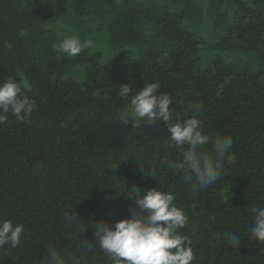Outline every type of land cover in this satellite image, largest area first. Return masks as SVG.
<instances>
[{"label":"trees","instance_id":"16d2710c","mask_svg":"<svg viewBox=\"0 0 264 264\" xmlns=\"http://www.w3.org/2000/svg\"><path fill=\"white\" fill-rule=\"evenodd\" d=\"M73 34L93 47L58 54ZM8 77L36 108L30 122L9 113L0 124V219L25 227L0 264H46L50 245L111 264L80 241L95 242L94 223L130 215L133 187L174 189L193 264H264V243L249 236L250 209L264 206V0H0V82ZM149 82L173 97L174 120L197 116L210 137L232 138L216 184L193 192L167 167L178 153L164 122H118L130 106L119 86ZM74 212L81 220L69 224Z\"/></svg>","mask_w":264,"mask_h":264},{"label":"clouds","instance_id":"9594fccd","mask_svg":"<svg viewBox=\"0 0 264 264\" xmlns=\"http://www.w3.org/2000/svg\"><path fill=\"white\" fill-rule=\"evenodd\" d=\"M92 47L91 39L82 40L78 34L65 37L54 45L58 54L72 58ZM160 90L159 82H149L136 92L130 83L120 85L116 95L122 100L130 98V106L119 111L118 122L133 127L141 121L152 126L158 121L164 122L169 133V147L178 153L176 159L168 160L167 167L193 192L216 184L225 175L221 162L232 149V138L227 135L210 137L204 133L197 116L174 120L170 109L173 97ZM200 107L192 105L190 110L198 114ZM35 108V101L24 93L16 80L8 77L0 82V124L7 123L9 113L18 121L30 122ZM208 145L211 146L210 151L205 150ZM150 176L155 179L156 172L153 170ZM127 194L135 197L130 215L111 225L94 223L95 242L80 241V246L85 249L98 246L111 264H193L192 240L181 232L188 225L189 217L178 206L174 189L145 192L133 187ZM250 214L249 236L264 243V206L253 205ZM65 218L69 224L81 220L75 212L66 213ZM24 232V225L14 223L12 219H0V249L5 245L10 249L17 248ZM224 235L231 245H239L237 234L227 232ZM82 260L76 254H62L57 248L48 247L46 264H82Z\"/></svg>","mask_w":264,"mask_h":264},{"label":"rangeland","instance_id":"374dc122","mask_svg":"<svg viewBox=\"0 0 264 264\" xmlns=\"http://www.w3.org/2000/svg\"><path fill=\"white\" fill-rule=\"evenodd\" d=\"M104 49H105V48H104V47H102V48H101V51H104Z\"/></svg>","mask_w":264,"mask_h":264}]
</instances>
